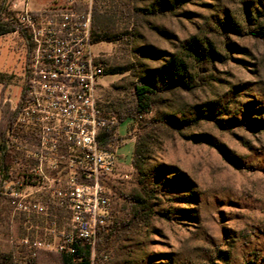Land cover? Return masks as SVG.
<instances>
[{
    "label": "rangeland",
    "instance_id": "1",
    "mask_svg": "<svg viewBox=\"0 0 264 264\" xmlns=\"http://www.w3.org/2000/svg\"><path fill=\"white\" fill-rule=\"evenodd\" d=\"M264 6V0H259ZM27 2L31 11L64 7L66 0H0L2 19H14L15 10ZM155 0H123V6L112 0H91L89 6L79 4V9H100L97 20L109 35L131 34L127 41L115 43L100 42L93 46L101 56L104 69L128 67L121 75L104 74L98 80L96 99L106 113H123L133 105L132 84L136 79L138 65L132 48L143 41L159 50L172 52L191 37L207 38L220 44L218 31L214 29V17L221 12L240 21L244 8L256 5L257 0H195L177 9L160 13H148ZM257 6V5H256ZM146 10V12L144 11ZM135 38V40L133 39ZM248 52L233 53L239 63L227 61L216 64L211 85H204L197 91L186 94L175 92L164 95L158 103L146 109L136 123L126 120L119 126L120 136L116 137L119 160L115 179L122 182L124 193L137 190L134 173L130 167V156L136 135H149L146 144L151 150L149 166L164 164L177 171L187 180L194 200L181 203L177 195L155 189L154 212H166L168 219L154 214L147 226L141 228L124 246L132 248L128 255L115 257L112 264H145L139 258H163L170 264H242L243 260L264 257V42L252 37L230 35L229 41ZM25 44L17 33L0 37V101L8 102L12 108L17 102L23 80ZM149 68L156 64L145 61ZM213 101L226 107L221 120L241 121L246 112L252 128L233 127L221 130L210 122L200 121L183 134H203L208 141L221 147L227 154L224 159L217 148L206 144H193L174 131L158 123H150L160 114L177 110L188 117L191 107ZM226 104V105H225ZM237 106V107H236ZM239 108L240 111H236ZM109 110V111H106ZM258 125V126H257ZM136 126H141L137 131ZM127 176L121 179V176ZM179 195H191L181 191ZM178 210L187 212H178ZM189 211V212H188ZM169 214V215H168ZM182 216H185L182 218ZM17 216H12L6 201H0V264L8 255L14 263L25 264L26 258L11 240L21 235L40 234L41 229L20 230ZM111 227V220L108 228ZM117 246V243L114 244ZM224 256L225 260L214 257ZM123 254H125L123 252ZM157 256V257H154ZM158 262H167L165 260ZM38 264H57L48 253H40ZM147 264V262H146Z\"/></svg>",
    "mask_w": 264,
    "mask_h": 264
},
{
    "label": "built area",
    "instance_id": "2",
    "mask_svg": "<svg viewBox=\"0 0 264 264\" xmlns=\"http://www.w3.org/2000/svg\"><path fill=\"white\" fill-rule=\"evenodd\" d=\"M91 0H66L64 7L31 11L12 5L28 40L24 87L12 107L6 140L11 154L1 187L12 216L33 220L40 234L11 240L28 258L40 253L73 255L90 249L110 223L105 184L114 177L115 120L97 106L104 67L91 39ZM20 98V101L18 102ZM111 133L108 148L101 134Z\"/></svg>",
    "mask_w": 264,
    "mask_h": 264
},
{
    "label": "trees",
    "instance_id": "3",
    "mask_svg": "<svg viewBox=\"0 0 264 264\" xmlns=\"http://www.w3.org/2000/svg\"><path fill=\"white\" fill-rule=\"evenodd\" d=\"M117 5L123 6V0H112ZM195 0H155L150 6L148 13H160L162 11H173L179 6L191 3ZM257 5L250 8H244L241 12L240 21L233 18L231 15H226L221 12L220 15L214 17V29L218 31L220 44L209 41L207 38L191 37L187 42L179 47V50L167 52L159 50L152 46L146 45L143 41H137L133 38L135 43H140L142 46H135L132 48L133 56L136 57L138 65L129 66V68L136 69V79L132 84L131 95L133 97V105L128 109L125 108L123 113L115 114L110 112V116H115V128L126 120H131L140 123L139 120L146 109L151 105L158 103V99L164 95L181 92L191 94L197 91L204 85H211L213 81H218L213 78V73L216 64H223L231 60L239 63L241 60L232 58L233 53L248 52L245 48H239L232 42H228L230 35L235 34L242 37H252L253 39L264 42V6L257 0ZM75 8L76 5L74 6ZM100 9H104L102 6ZM100 9H94L91 18V39L92 43L108 42L115 43L120 41H127L132 38L131 34L124 35H109L102 27V22L97 20L96 13ZM2 6L0 7V37L10 33H17L25 44V62L23 70V80L21 84V91L24 87L25 75L27 73L28 64V40L22 29L19 28L16 18L11 20H4L1 17ZM146 12V10H144ZM147 13V12H146ZM103 61V60H102ZM149 61L156 65L149 68L143 62ZM103 67L104 63H103ZM128 71V67H108L104 69L106 75H121ZM1 77V76H0ZM1 80V78H0ZM20 101V98L18 102ZM226 105V104H225ZM97 106L105 118H111L102 110L97 99ZM237 107V106H236ZM236 111H240L236 108ZM226 107L219 102L208 101L198 106L191 107L188 117L177 110H169L167 114H160L158 118L153 119L151 123H158L175 133L179 134L183 139L193 144H206L217 148L224 159H228L224 150L208 141L206 135L203 134H183L184 131L195 127L198 122H210L218 129L229 130L233 127L252 128L248 125V121L255 122L256 118L247 119L250 112L243 114L244 118L241 121L221 120L218 117L228 116L224 114ZM13 120V111L8 102L0 101V201L5 200L1 194V187L7 180V172L11 163V154L6 148V140L9 128ZM258 126V125H257ZM141 126H136L137 131ZM111 133L101 134L99 137V146L101 148H108V142ZM148 135H136L133 141V150L130 156V167L134 173V182L138 187L137 190L132 189L124 193L122 182L114 177L108 178L105 184V189L108 194L110 203V220L111 227L107 228L98 235L94 256L90 259V249L85 246L77 248L73 255H61L48 253L52 261L57 264H112L115 257L120 255H128L131 253L130 246H124V243L129 242L130 238L134 236L141 228L147 226V221L154 215L159 214L161 217L168 219L166 212H154L153 201L156 200L155 189L163 186L165 192L171 195H177L175 200L181 203H188L194 200V193L189 190L187 180L184 179L177 171L164 165L157 164L149 166L151 150L146 144ZM121 179L127 176H121ZM181 191H188L191 195H179ZM180 214L182 211L178 210ZM189 212V211H188ZM169 215V214H168ZM18 227L20 230L28 229L29 223L33 220H27L22 216H17ZM185 216H182V218ZM24 235H21L22 238ZM117 243V246L114 244ZM19 249V253L23 255L25 264H38L37 258H28L25 252ZM123 252L125 254H123ZM157 257V256H154ZM216 259L224 261V256H218L214 253ZM152 258V256H151ZM151 258H139L145 264H170L168 258H158L157 260ZM167 262H158L161 260ZM3 264H18L14 263L12 255H8L4 259ZM22 264V263H21ZM209 264H213V258L209 260ZM242 264H264V257L253 258V260H243Z\"/></svg>",
    "mask_w": 264,
    "mask_h": 264
},
{
    "label": "crops",
    "instance_id": "4",
    "mask_svg": "<svg viewBox=\"0 0 264 264\" xmlns=\"http://www.w3.org/2000/svg\"><path fill=\"white\" fill-rule=\"evenodd\" d=\"M119 128H120V126H118L117 128H115V134H116L118 137L120 136ZM115 153H116L117 160H119V158H120V156H119V151H118V150H115Z\"/></svg>",
    "mask_w": 264,
    "mask_h": 264
}]
</instances>
